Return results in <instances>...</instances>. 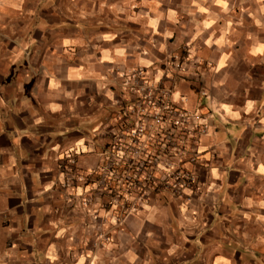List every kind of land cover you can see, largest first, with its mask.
Returning a JSON list of instances; mask_svg holds the SVG:
<instances>
[{
    "label": "crops",
    "instance_id": "crops-1",
    "mask_svg": "<svg viewBox=\"0 0 264 264\" xmlns=\"http://www.w3.org/2000/svg\"><path fill=\"white\" fill-rule=\"evenodd\" d=\"M138 66L206 132L192 189L133 210ZM0 264H264V0H0Z\"/></svg>",
    "mask_w": 264,
    "mask_h": 264
},
{
    "label": "built area",
    "instance_id": "built-area-1",
    "mask_svg": "<svg viewBox=\"0 0 264 264\" xmlns=\"http://www.w3.org/2000/svg\"><path fill=\"white\" fill-rule=\"evenodd\" d=\"M174 59L176 60V63L174 62L175 64L173 60L171 61L173 66L176 69H181L182 57L178 56ZM124 77V85L128 86L132 93V100L122 108L120 115L122 120L121 124L124 123V125H126L125 133L127 139L123 138L122 133L119 131L114 135L109 149L110 156H114V161L112 162L110 170L113 178L122 180L123 176L124 178L128 177L131 185H134L136 187L135 189H137L141 180L137 169L142 170L145 168V185L148 189L152 190V185L155 183L152 173L153 157L150 155L149 159L145 158L144 161H146V164L142 161L144 164L143 167L139 157L143 154V149L148 146L149 141L151 145H153L152 132L154 128H158L165 137L162 139V142H160V145L165 147V152L162 155L165 156L164 159L166 163L169 162L171 168L173 165L172 162H177V159L180 160L181 156L184 157L185 150L183 148L185 145V138L191 136L195 142L196 135L205 133L206 127L195 120L197 117L196 113L189 112L185 108L173 103L171 87L163 85L162 81H150L144 67L138 66L129 70L124 74ZM122 148H126V152L130 151V153H132L127 163H129V166L135 171L133 176L129 177L121 173L119 175L115 174V172L118 171L117 167L119 168L120 163L124 160ZM171 149H174L173 154L177 157L176 160L170 161L168 158L167 154L171 153ZM194 149L189 153L190 155L187 159L192 164H194L196 160V152ZM124 161L126 162V160ZM180 169L181 168L177 167L173 171H169L170 173L167 178L159 182V187L171 193L174 197L183 196V189H192L193 185L196 183L193 171H183ZM148 189L146 188V190L141 191V193L144 195L148 194ZM132 205L134 210V205H137L136 199L135 202H132Z\"/></svg>",
    "mask_w": 264,
    "mask_h": 264
},
{
    "label": "rangeland",
    "instance_id": "rangeland-1",
    "mask_svg": "<svg viewBox=\"0 0 264 264\" xmlns=\"http://www.w3.org/2000/svg\"><path fill=\"white\" fill-rule=\"evenodd\" d=\"M23 57V54L20 52L19 55H15V56H12V58L14 59H21ZM126 125H124V123H122L119 127V132L122 133L123 135V138L127 139L126 138ZM152 142H153V145H151L150 141L148 142V146H146L144 149H143V154L140 155L139 157V160L141 161V164H142V167H143V163L146 164V161H144V159L148 158L149 159V156L152 155L153 159H152V164H153V167H152V173H153V176H154V179H155V183H153L152 185V190L148 189V187L145 185V175H146V170L145 168H143L142 170L140 169H137V172L139 174V178L141 179L140 180V184L138 185L137 189H135L136 187L134 185H131V182H130V179L127 177V178H122V180H119V187L120 189L122 190V192H129V193H132L133 194V199H136L137 200V203L143 201L144 199L146 200L148 194L144 195L143 193H141V191L143 190H146V188L148 189V193H159V194H168V195H172L171 193L167 192L166 190L164 189H161L160 184L159 182L163 181L164 178H167L168 174L170 173L169 171H173L174 169H176L177 167L178 168H181L180 170H191L192 171V163L189 162L188 157H189V153L193 151L194 149V139L193 137L191 136H187L185 138V142H184V157H180V160L177 159V162H172V166L170 168V164L169 162L166 163V160L164 159L165 156L162 155L164 152H165V147L161 146L160 145V142H162V139H164L165 137L162 135V132H160L158 130V128H154L153 132H152ZM123 150V157H124V160H126V162L124 160H122L123 162L120 163L119 165V168L117 167L118 171L115 172L116 175H119L120 173L122 175L126 174L128 175L129 177L130 176H133V173L135 172L133 168H131L129 166V163H127V161H129V159L131 158L130 156L132 155V153H130V151H125L126 148H122ZM174 152V149H171V153H168V158L169 160H176V156L173 154ZM175 156V157H174ZM123 159V158H122ZM143 161V163H142ZM188 164V165H187ZM147 166V165H146ZM141 167V168H142ZM148 167V166H147ZM142 187V188H141ZM140 189V190H139ZM131 190V191H130ZM172 197H174L172 195ZM176 198V197H174Z\"/></svg>",
    "mask_w": 264,
    "mask_h": 264
}]
</instances>
